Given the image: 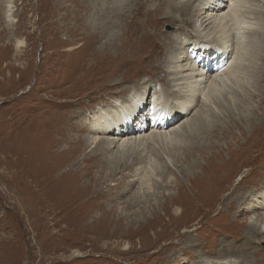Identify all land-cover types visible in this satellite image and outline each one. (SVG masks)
Returning <instances> with one entry per match:
<instances>
[{"label":"rangeland","instance_id":"obj_1","mask_svg":"<svg viewBox=\"0 0 264 264\" xmlns=\"http://www.w3.org/2000/svg\"><path fill=\"white\" fill-rule=\"evenodd\" d=\"M9 1L16 21L11 24L4 18ZM172 1L187 3L189 9L186 13L172 9ZM250 1L253 6H246L245 11L264 27V0ZM138 2L140 10L134 14ZM200 2L119 0L106 10L116 22L112 31L119 35L110 42L112 38L103 34L104 25L98 21L105 10L102 0H0V264H183L179 260L202 264L229 256L240 264H264V235L247 246L245 224L252 220L242 211L250 193L258 194L264 186V35L247 38V59L241 68L246 83L232 89L237 104L227 98V91L214 97L219 112L205 108L208 121L200 123L196 135L184 138L183 149L174 150L170 162L167 154L163 158L155 152L160 177L151 194L141 189L138 177L133 178L146 164L136 152L117 159L111 151L106 155L93 148L80 152L77 158L81 160L97 155L103 161L94 158L90 178L96 185L88 191H79L70 178L58 177L68 157L58 153L72 146L65 136L87 138L90 127L84 119L118 99L114 93L121 87L114 89L115 78H125L129 91L139 85L132 83L135 79L150 84L156 80L159 93L170 95L165 72L171 53L168 42L188 40L182 45L185 59L190 57L187 46L196 39L193 25L178 31V21L196 14ZM148 19H152L151 26L146 27L143 23ZM132 21L141 25L136 39L132 38L136 29ZM128 26L131 31L126 33L145 53L133 55L130 48L116 53L112 48L87 69L106 41L116 45L121 38L126 42L123 36ZM151 34L161 35L154 40ZM18 40L26 41V47L17 49ZM240 88L247 92L241 99ZM147 107H141L136 116ZM57 115L64 118L54 128L53 138H47L49 132L40 126ZM44 137L55 140V149L46 146ZM39 148L54 162H65L52 183L45 184V196L55 203L65 202V207L95 200L93 208L70 207L69 212L34 205L33 197L42 193L33 194L28 181L43 176L45 158ZM80 162L89 164V160ZM241 196L243 202L236 203ZM168 199L179 204L172 205ZM42 217H47L45 223L40 222Z\"/></svg>","mask_w":264,"mask_h":264},{"label":"bare ground","instance_id":"obj_2","mask_svg":"<svg viewBox=\"0 0 264 264\" xmlns=\"http://www.w3.org/2000/svg\"><path fill=\"white\" fill-rule=\"evenodd\" d=\"M118 3L119 0H116V3H114V0H102V6L105 10L104 13L98 18V21H101L100 24L102 23L104 25L102 30L103 34L107 35L109 38H112L110 42H114V38L119 35L115 36L116 33L113 32V28L116 26V22H114L113 18L109 16L108 13H106V10ZM249 3L251 4L250 0H201L200 7L197 9L196 14L193 13L190 19H179L177 30L179 31L180 28L186 29L187 26L193 25L191 30L192 33L196 35V39L187 46L190 53V57H186L187 61L184 57L185 54L182 42L186 43L189 41H182L180 38H178L179 40L176 42V40L172 38L173 40L168 42L171 48V53H168L170 59L165 65V72L167 73L166 78L169 79V82H167L170 85L168 86L171 87L170 95L167 92H164L163 94L162 92L161 94L159 93L160 86L155 82L156 80H154V83L150 84V82L143 83L141 79H135L132 83H139V85L135 87L136 89L134 91H129V87H125V78L120 77L117 80L115 78L113 84L114 89L117 90L119 89L118 87H121V89L115 91L114 93L116 96L118 95V99L115 98L112 102L103 105V107H100L98 110H94L91 112L90 116H87L84 119L86 120L85 122H87L85 125L90 127L87 128V132L89 133L87 138H74L70 133L65 136L69 143L72 142V146L70 148H63L62 152H59L58 155L65 157L64 155L68 154V157L65 161L66 165L64 161L61 163L54 162L56 159H51L48 154V156L45 155V152L43 151V153L39 148L37 151L40 152V154H42L45 158L43 176L41 178L38 177V179L31 178V180L28 181V185L31 188L33 194L42 193L39 198L33 197L35 202L34 205H37L40 207V209L44 210L47 208L51 211L66 209L70 212V207H73L76 203L72 202L70 205H68L69 207L64 206L65 202H62V204L59 202L55 203L53 200L45 196L47 193V186H45V184L47 182L52 183L54 177H56L59 172H61V167H64L65 165V171L62 172L58 177L65 178L66 180L70 178L72 184L79 191H88L94 186V184L96 185V183H94V181H92L90 178L94 168L92 164L95 162L94 158L101 164L103 161L98 159L97 155H90L83 160H81L80 156L77 158L80 152L83 154L92 148L95 149L96 152H100V154L104 155L111 151V155H114L115 159H117L118 156L123 157L126 154L135 152L138 153V156L142 159L141 162H145L146 164L145 166H142L136 170L135 173L133 172V178L138 177V179L141 181V189L146 188L148 194H151L155 188V185L159 183L158 179L160 177L158 173L160 166L157 164L158 162L155 158V152L157 155H160L163 158L168 155L169 159L166 160L170 162L171 153H173V151L176 149L181 150L185 144V139H189L191 136L196 135L200 123H205V121H208L205 108L208 109L207 107H209V109L215 110L216 113L219 112V109L216 106V99L214 100V97L218 98L227 91V98L229 97L230 101L234 102L233 105L237 104L235 103L237 96L235 97L232 89L235 86L237 87L246 83L245 71H243L241 68L247 59V38L250 39L249 35L252 34L256 36L258 35L259 38L260 35H264V27L258 24V18H251L248 16V12L245 11L246 6H248V9L250 7L252 8L253 5H250ZM12 4L13 3L11 1L8 2L7 9L4 14L5 22L8 24H11L15 21V16L13 14L14 8L12 7ZM140 6L141 4L138 2V11H136L134 14H138ZM169 6L175 10H178L177 8H179V10L182 12L185 11V13L189 9L187 3L176 5L174 1L170 2ZM89 7L91 8V6ZM95 11L98 12V9L96 8ZM162 15H164V12H162ZM51 16H53L55 19L56 13L54 12V14ZM163 18V20H166L169 18V15L163 16ZM151 20L152 19H148L145 21L143 23L144 26H151ZM130 25L136 28L132 35V38L136 39V33L138 32V29L141 27V25L134 21H132ZM125 28V34L123 37L125 38L126 42L124 43L121 38H118L119 43L116 45H113V43L110 44L106 41L105 44L100 47V50H98V55L92 57L88 61L87 69L96 64L97 60L103 59L104 55L110 53L112 48L116 49V53H118V51L122 53L125 48H130V51L133 55L140 56L141 54L145 53L144 48H142L141 45L136 44V40H133L130 34L126 33L127 29L129 32L131 31V27L128 26ZM160 35L161 34H159L157 37L156 35L151 34L154 40L159 39ZM164 36L166 37V35ZM192 40L193 39H190V41ZM212 40L214 42H211ZM25 47L26 41H17V49H23ZM154 48V45H152V49ZM111 55L113 54H110L109 56ZM119 63H121V61H119ZM142 84L144 85L141 86ZM240 92L242 93L241 95H238V97L244 98L247 92L244 91L243 88H240ZM244 92L246 93L242 95ZM126 93H130V96L125 97ZM119 97L121 98L119 99ZM238 101L239 99L237 102ZM146 105H148L147 109H145L143 112L141 111L137 117L136 114H138V111L141 110L140 108L145 107ZM72 114H74V112ZM63 116L64 115H57L55 117L51 116L49 119L51 120L50 123L47 122L45 126L41 124L40 127L42 129L44 128L45 132H49L46 135L47 138L52 139V136L56 134L55 129H57L58 122ZM51 123L53 124L52 127L50 126ZM46 137H44L46 140H48L46 146H48V148L50 147L51 149H55V140H49ZM55 156L57 157V153ZM50 159L52 162L48 161ZM84 160H89V164L83 166L80 161ZM67 161L70 162L67 163ZM136 162H138V160H136ZM25 177L27 180L30 178V175L28 174ZM83 178H89V181L83 182ZM178 185L179 190H182L183 185L180 183H178ZM262 188L263 189L259 191L258 194L252 195V193H250L244 203V210L241 208L243 213L247 214L249 220H252L245 224V235L248 236L246 239L248 242L247 246H251L252 239L258 237L259 235H264V186ZM168 200L170 201L171 199ZM243 200L244 196H241L240 199H237L235 202L240 204V202H243ZM92 201L95 200L80 201L78 207L73 208L75 210H89L93 208ZM170 202L172 205L179 204V202H175L174 199ZM167 207L168 205L165 206V208ZM234 207L235 205L232 206V209ZM177 209H179V207H177ZM165 211L168 212V210ZM178 212L179 211H177V214ZM46 218L47 217H42L40 222L45 223L44 220ZM233 253L230 255H233ZM254 254H256V252H254ZM245 258L248 259V256H245ZM179 261L183 262V264H186L185 261ZM202 264H240V262L232 256H229L228 258H222L220 260L211 262L207 259L204 260Z\"/></svg>","mask_w":264,"mask_h":264}]
</instances>
